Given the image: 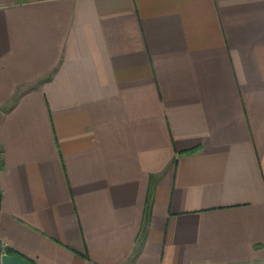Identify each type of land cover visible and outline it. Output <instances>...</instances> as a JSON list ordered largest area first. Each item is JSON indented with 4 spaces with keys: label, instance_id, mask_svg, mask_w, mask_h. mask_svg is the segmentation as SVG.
Masks as SVG:
<instances>
[{
    "label": "crops",
    "instance_id": "crops-1",
    "mask_svg": "<svg viewBox=\"0 0 264 264\" xmlns=\"http://www.w3.org/2000/svg\"><path fill=\"white\" fill-rule=\"evenodd\" d=\"M0 160L35 264H264V0H0Z\"/></svg>",
    "mask_w": 264,
    "mask_h": 264
},
{
    "label": "water",
    "instance_id": "water-1",
    "mask_svg": "<svg viewBox=\"0 0 264 264\" xmlns=\"http://www.w3.org/2000/svg\"><path fill=\"white\" fill-rule=\"evenodd\" d=\"M0 264H33L19 255L2 254Z\"/></svg>",
    "mask_w": 264,
    "mask_h": 264
},
{
    "label": "trees",
    "instance_id": "trees-1",
    "mask_svg": "<svg viewBox=\"0 0 264 264\" xmlns=\"http://www.w3.org/2000/svg\"><path fill=\"white\" fill-rule=\"evenodd\" d=\"M192 151H195V149L194 150H189V151H185V152H183V153H188V152H192ZM3 168V162L0 160V169H2ZM1 199H2V195H1V191H0V211H1ZM3 253H7V254H10V255H19V256H21L22 258H24V259H26V260H28L27 258H25L24 256H22V255H20L18 252H16L15 250H13V249H11V248H9V247H4V246H2V244H1V242H0V255H2ZM29 262H31V263H33V264H35L34 262H32V261H30V260H28Z\"/></svg>",
    "mask_w": 264,
    "mask_h": 264
},
{
    "label": "built area",
    "instance_id": "built-area-1",
    "mask_svg": "<svg viewBox=\"0 0 264 264\" xmlns=\"http://www.w3.org/2000/svg\"><path fill=\"white\" fill-rule=\"evenodd\" d=\"M3 254H5V253H3Z\"/></svg>",
    "mask_w": 264,
    "mask_h": 264
}]
</instances>
